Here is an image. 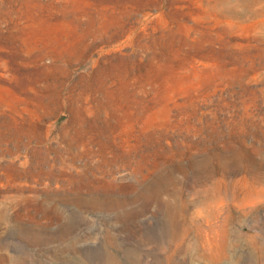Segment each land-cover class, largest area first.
<instances>
[{
    "label": "rangeland",
    "instance_id": "1",
    "mask_svg": "<svg viewBox=\"0 0 264 264\" xmlns=\"http://www.w3.org/2000/svg\"><path fill=\"white\" fill-rule=\"evenodd\" d=\"M0 264H264V0H0Z\"/></svg>",
    "mask_w": 264,
    "mask_h": 264
}]
</instances>
